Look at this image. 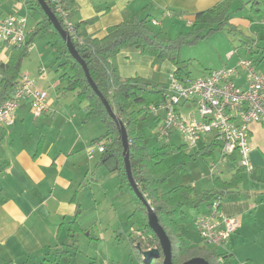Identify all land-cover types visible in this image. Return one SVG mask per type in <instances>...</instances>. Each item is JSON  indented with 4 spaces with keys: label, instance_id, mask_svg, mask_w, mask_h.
<instances>
[{
    "label": "crops",
    "instance_id": "obj_1",
    "mask_svg": "<svg viewBox=\"0 0 264 264\" xmlns=\"http://www.w3.org/2000/svg\"><path fill=\"white\" fill-rule=\"evenodd\" d=\"M17 1L15 0L13 4ZM249 1L74 0L75 7L72 10L71 20L82 36L86 34L102 38L107 34L110 26L122 22L124 13L129 12L131 15L146 19L149 27L163 39L172 40L165 36L169 31L186 29L187 25L192 26L197 13L225 2L230 23L235 26V30L232 31L241 32L243 36L250 38V41L241 40L240 47L250 54L257 52L259 58H264V26L259 25L249 14V12L258 13L254 6L250 11L247 10ZM258 3H264V0H259ZM17 4L23 6L19 1ZM16 11L22 13L21 9ZM16 11H11L7 15ZM39 16L38 22L43 19L41 13ZM154 19L158 24H153ZM244 25L250 30L247 33L241 28ZM200 26L208 27L205 24ZM28 27L27 25V33H31L35 26L31 30ZM182 31L179 37L188 35ZM214 34L203 39L208 40ZM35 39L33 38L32 41L31 38H27L28 42L32 43L30 51L38 44V40ZM45 39L41 41L49 42V38ZM196 43L199 44L200 41ZM1 49L9 50L8 47ZM231 52H233L231 49L225 52L227 61L236 57V53L233 52L231 59H228V54ZM53 54L60 60L59 64L65 61L66 57L58 52L54 51ZM237 58L236 63L231 66L236 65L241 59L240 56ZM8 59L9 57L0 55V62H7ZM111 62L120 76L141 77L154 85L164 87V90L169 85L170 75L177 70V65L172 60H161L145 55L135 48L122 50L111 59ZM45 68L46 65H39L31 70L32 74L26 72L28 70H21V74L35 78L39 88L48 91L46 86L54 87L53 97H50L48 91V111L35 117L29 103L24 102L16 111L17 116L13 126L6 127L0 124L5 129L0 154V192L3 195L0 197V264H97V256L93 254L97 252L83 253L81 249L84 248L81 247V243L85 244L94 238L102 239L106 236V232L101 233L97 225L105 209L109 213L108 219L113 218L117 221L113 232L117 231L124 217L123 214L133 221L130 215L133 213L135 203L130 194L122 191L118 172L99 164L102 153L99 152L95 142L106 140L104 124L99 117L84 122L86 102H81L75 92L65 90L67 80H60L62 71L55 70L51 84L43 82L40 85V81L48 79ZM257 69L259 70L258 64ZM66 73L71 71L67 70ZM185 73L188 72L185 70ZM185 73L180 76L181 79L192 78ZM238 83H244L243 74ZM180 110L187 116L196 112L197 108L193 102H188L182 105ZM152 114L156 119L153 123L154 128L153 125L151 126L153 131L158 116L153 112ZM141 131L143 133V130ZM209 137V135L202 136L198 146L192 147L195 148L194 152L216 145L213 139L209 140ZM41 141V151L37 154ZM110 142L111 139H107L105 143ZM250 143L253 169L251 171L244 169L240 172L241 182L233 190L231 198L227 199L226 196L222 205L224 214L241 219L239 229L224 247L213 246L215 249L207 251L232 255L230 264L234 258L241 264H264V124L251 125ZM145 144L150 153L146 140ZM183 146L189 149L185 143L179 148L184 149ZM237 154L230 156L219 167L220 172L217 175L223 180L229 181L238 171ZM231 169L233 174L230 177L222 175L225 172L229 174ZM195 184L196 182L181 185H190L194 188L193 194H201ZM163 191L167 190L163 189ZM206 203L208 205V202ZM123 204L125 208L121 207ZM202 205L198 208H184V214L175 217L181 226L183 237L191 247L197 246V242H194L189 234L192 229L191 223H195L199 213L202 215L208 211L201 212ZM78 210H80L78 221L82 231L71 236V222ZM196 210L198 211L195 213ZM128 230L130 241V234L138 232L134 222ZM257 241L259 244L256 243ZM252 244L254 247H248ZM110 264H118V262L113 260Z\"/></svg>",
    "mask_w": 264,
    "mask_h": 264
},
{
    "label": "trees",
    "instance_id": "obj_2",
    "mask_svg": "<svg viewBox=\"0 0 264 264\" xmlns=\"http://www.w3.org/2000/svg\"><path fill=\"white\" fill-rule=\"evenodd\" d=\"M18 1L22 4L20 0ZM46 1L50 5L49 0ZM64 1L67 4L66 8L69 10V16L71 17L75 2L74 0ZM32 2H37V7L43 19L36 24L31 32V40L33 41V38L38 34L46 35L49 37L48 43L51 48L66 57L65 61L59 64L60 70L64 71L60 80H67L65 90L75 92L81 102H86L84 122L94 117H99L106 128L104 136L111 138V142L102 152L99 164L107 166L111 171L118 172L121 178L122 191L130 194L135 203V208L130 218L133 219L138 232H142V234H146L147 236V241L144 243L137 239L138 235L131 233L129 236L131 244L139 250L142 244L147 245L146 248L156 245L161 251L160 255H163L159 239L148 224L145 203L135 193L128 180L123 156L124 148L117 122L109 114L101 98L91 87L82 65L70 54L65 40L57 31L53 22L49 20L37 0H31L30 3ZM60 22L63 28L66 29L67 27L64 22ZM200 24L208 25V27H201ZM225 27H229L231 31L235 30V26L230 23L225 2L217 4L214 8L197 13L190 34L181 35L176 40L163 39L149 27L146 19H141L131 15L129 12H125L123 21L110 26L104 37L97 38L83 34L85 44L74 43L81 57L87 63L91 77L98 89L109 101L116 116L127 127L134 179L141 192L145 194L147 201L155 208L160 222L172 239L173 262L176 264L197 256L204 257L211 264H214L213 259L221 256L222 261L216 264H230L232 258L230 254H217L215 251L201 253L200 248L191 247L183 237L181 226L175 217L182 216L184 208H198L203 203H209L220 191L225 190L228 194L231 193L241 182L240 172L244 168H239L229 181L223 180L220 176L209 179L212 182L213 188L205 190L201 194H193L194 188L190 185H179L170 190L163 191L162 188L167 183L171 174L177 170V167L169 166L165 162L164 153L166 152L155 154L148 152L139 123L146 121L151 115L152 106H158L164 100V87L154 85L141 77L120 76L111 59L124 49L135 48L145 55H150L161 60H172L177 65L175 73L180 77L185 73L183 65H181L184 62L180 59V49L182 46L186 43L195 44L197 41L225 29ZM31 46L32 43L27 42L21 46L8 47L10 51L8 61L0 62V106L18 85L22 75V64L27 56H29ZM1 48L3 46H0V52ZM67 70H70L71 73H66ZM4 136L5 129L0 126V154ZM41 147L42 141L37 154L41 151ZM212 152V147H208L200 149L195 155H185L187 158L191 157L195 159L197 154L204 156L210 155ZM178 168L185 170L184 164ZM2 196L0 192V197ZM79 213L80 210H78L74 220L71 222V236L82 231L78 221ZM144 262L147 264L153 263V261Z\"/></svg>",
    "mask_w": 264,
    "mask_h": 264
},
{
    "label": "built area",
    "instance_id": "obj_3",
    "mask_svg": "<svg viewBox=\"0 0 264 264\" xmlns=\"http://www.w3.org/2000/svg\"><path fill=\"white\" fill-rule=\"evenodd\" d=\"M20 1L27 5L31 0ZM49 2L58 19L66 25L72 41L84 45V38L69 16L66 2ZM152 22L158 24L156 19ZM27 25L28 17L22 13L0 17V46L26 44ZM232 55L233 52L229 53L228 59ZM242 74L244 83L239 84ZM48 96L47 90L37 86L35 78L22 74L18 85L0 106V124L13 126L16 111L24 102L29 103L35 117L41 116L48 111ZM188 102H193L197 110L185 116L180 109ZM151 110L158 116L153 133L164 145L170 144L174 129L181 132L185 145L191 148L198 146L202 136H212L213 142L219 147L220 156L210 164L209 179L218 176L219 164L235 153L240 155L238 167L251 171V125L264 124V72L257 69L253 59L241 58L236 65L226 64L198 78L183 80L172 73L164 100L158 106H152ZM159 112H165V116ZM95 144L100 153L106 148L101 140ZM227 195V191H220L209 201V210L196 219V227L203 242L216 248L224 247L240 226L237 217L223 213L222 205ZM137 235L147 241L142 232H137ZM221 261L222 257L219 256L217 263Z\"/></svg>",
    "mask_w": 264,
    "mask_h": 264
},
{
    "label": "rangeland",
    "instance_id": "obj_4",
    "mask_svg": "<svg viewBox=\"0 0 264 264\" xmlns=\"http://www.w3.org/2000/svg\"><path fill=\"white\" fill-rule=\"evenodd\" d=\"M15 0H0V17L7 15L11 11H16L17 9L22 10V14L26 15L28 17V29L31 30L38 21L40 20V11L37 7V2H32L30 4L27 3V5H19L17 2L13 4ZM259 0H250L247 4V10L250 11L251 7L254 6L257 9L258 13H251V17L255 19L258 24L262 25L264 20V3H258ZM246 4V6H247ZM17 12V11H16ZM254 14V15H253ZM186 25V23H185ZM264 26V24H263ZM188 28L186 29H172L167 33L168 39L176 40L179 38V33L182 31L185 34H190L192 31V26L187 25ZM160 28V27H159ZM241 28L247 33V31H250L248 27L241 26ZM162 29V28H160ZM29 30V31H30ZM186 30V31H185ZM159 31V30H158ZM27 38H31V33H27ZM34 38L35 40H38V44L34 45V49H32L29 52V56L24 60L22 64V70L26 72H32L31 70L35 69L36 67H39V65H46L47 68V77L46 81H40V85L44 82H48L51 84L52 75L56 73V71L60 68L59 65L60 60L53 54L55 50L51 48L49 43L47 41H41L46 40L45 38H49L46 35L38 34ZM224 38V39H222ZM241 40L243 41H250L249 37L243 36L241 32H234L230 31L229 28H225L223 30H219L215 32L214 36L210 39H202L199 40L200 43L195 44H184L182 48L180 49V59L184 61L181 65H183V68L188 72L189 76L192 78H197L200 76H203L205 73L209 72L212 68L216 69L217 67H222L224 64L232 65L234 62L236 63L237 57L240 56V58H251L256 63V66L258 64L259 71L264 72V58H259L260 56L258 53H252L250 54L247 52L246 49L240 47ZM41 41V42H39ZM198 41V42H199ZM37 42V41H36ZM257 49L256 47H254ZM232 50L234 54L236 53V57H233L231 61H227L225 57L226 50ZM53 51V52H52ZM56 52V51H55ZM0 55H4L6 58L9 57L10 51L8 49H1ZM239 58V59H240ZM66 59V58H65ZM181 60V61H182ZM213 64L212 66H210ZM209 66V67H208ZM57 69V70H56ZM56 70V71H55ZM64 72L63 70H60ZM29 73V74H30ZM31 73V74H32ZM48 88V91L50 93V97H53L55 95V91L53 90L54 87L46 86ZM57 100V99H56ZM153 112V111H152ZM161 116H165V112H159ZM184 113V111H182ZM185 114V113H184ZM156 122V119L153 117V114L146 119V121H142L140 123V129L143 130L145 140L148 143V147L150 150V153H164L165 162L172 167H177V170L171 174L169 177L167 183L164 185V190H169L173 188L174 186H178L181 184H192L193 182H196V187L198 192H203L205 189H211L212 188V182L209 180L208 175L210 171V164L213 161H216L220 154H219V147L218 145L211 146L213 149L212 154L210 155H200L197 154L195 159H192L191 157L187 158L186 153L189 156L195 155L199 150H195V148L184 149L179 148L182 144H184V139L180 131L177 129L173 130V134L171 137V142L167 146L163 144V142L158 141L151 129V126L154 128V124ZM212 139V136L209 137ZM106 140L103 141V144L107 146L105 142L107 139H111L110 137H105ZM186 146V145H185ZM198 149V148H196ZM193 150V151H191ZM192 152V153H191ZM238 158L240 159V156L237 154ZM228 159V158H227ZM184 164L185 170L179 169L178 167L180 165ZM220 166L222 165L219 164ZM233 169L230 170L229 174H226L227 172L223 173L222 175L224 177H230ZM221 174V173H220ZM244 177H246V174H244ZM121 181V178H120ZM125 194L127 192H124ZM233 191L227 195V199L232 197ZM121 207L125 208V205H121ZM202 211L205 212L209 210V203H203L202 205ZM198 210L195 211V213ZM194 212V211H193ZM194 213V214H195ZM201 215V213H199ZM199 214L197 217H199ZM109 213L106 211L102 212L101 221L97 223L99 226V229L101 233L106 232V236H104L102 239L94 238L90 242L81 243V247L84 249H81L83 253L85 252H94L96 251L95 256H97V264H110L113 260L114 262H118V264H147L144 262L142 250L150 249L157 247L154 245L153 247H147V245L142 244L140 250L134 247L130 241L128 240V233H129V226L132 224V220L126 218V214H123L124 217L120 221V225L117 227V231L113 232L114 226H116L117 221L113 218L108 219ZM196 217V218H197ZM195 218V220H196ZM192 221V218H191ZM241 222V219H239ZM196 221L195 223H191L192 229L190 231V236L194 240V242H197L198 248L201 249V253H205L208 250L215 249L212 245H208L203 242L199 232L197 231L196 227ZM136 226V225H135ZM108 231V232H107ZM109 231L112 233H109ZM137 235V234H136ZM261 235V234H260ZM146 236V234H145ZM147 237V236H146ZM138 240H142L140 237L137 238ZM143 241V240H142ZM145 243V241H143ZM259 244V242H256ZM151 246V245H149ZM246 247V246H245ZM248 247H254L253 244ZM217 259H213L214 264L217 263ZM152 264H163V255H160L158 258H155L153 260ZM212 262V263H213ZM180 264V263H178ZM232 264H241L236 258L232 260Z\"/></svg>",
    "mask_w": 264,
    "mask_h": 264
},
{
    "label": "water",
    "instance_id": "obj_5",
    "mask_svg": "<svg viewBox=\"0 0 264 264\" xmlns=\"http://www.w3.org/2000/svg\"><path fill=\"white\" fill-rule=\"evenodd\" d=\"M42 9L44 10L45 14L48 16L49 20H51L57 29V31L60 33L62 38L65 40L68 50L70 54L73 56L74 59H76L83 67L86 77L88 79V82L90 83L91 87L94 89V91L98 94V96L101 98L102 102L104 103L107 111L109 114L115 119L117 122V125L119 126V133L122 139L123 144V156L125 161V168L126 173L128 176V180L133 187L135 193L138 195V197L145 203V206L147 208V214H148V224L152 231L155 233L157 238L159 239L160 246L162 248V254H163V264H176L173 262V243L170 235L167 233L165 227L160 222L159 216L155 210V208L150 204L149 201H147L145 194H143L137 184V182L134 179L133 171H132V163L130 159V141L128 136V130L124 122L119 119L114 110L112 109L109 101L105 98V96L102 94V92L98 89L96 83L94 82L93 78L91 77L89 68L85 60L81 57L79 51L77 50L74 42L71 39L70 34L66 29L63 28L61 25L60 20L48 4L46 0H37ZM139 246V245H138ZM140 248V246H139ZM160 249L158 247L142 250V255L144 261H151L155 258H158L160 256ZM180 264H211L207 259H205L202 256L193 257L187 261H184Z\"/></svg>",
    "mask_w": 264,
    "mask_h": 264
}]
</instances>
